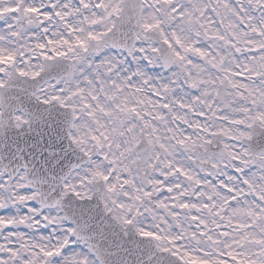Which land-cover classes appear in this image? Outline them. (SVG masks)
<instances>
[{
  "label": "snow or ice",
  "instance_id": "snow-or-ice-1",
  "mask_svg": "<svg viewBox=\"0 0 264 264\" xmlns=\"http://www.w3.org/2000/svg\"><path fill=\"white\" fill-rule=\"evenodd\" d=\"M0 264H264V0H0Z\"/></svg>",
  "mask_w": 264,
  "mask_h": 264
}]
</instances>
